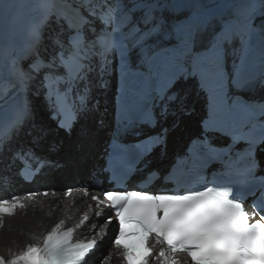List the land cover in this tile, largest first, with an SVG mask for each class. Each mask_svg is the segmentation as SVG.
Masks as SVG:
<instances>
[{
  "label": "snow or ice",
  "instance_id": "1",
  "mask_svg": "<svg viewBox=\"0 0 264 264\" xmlns=\"http://www.w3.org/2000/svg\"><path fill=\"white\" fill-rule=\"evenodd\" d=\"M185 3L199 7V0H78L77 4H67L45 15L33 32L32 50L8 63L9 79L3 78L4 69L0 67V85L4 91L14 88L22 97L18 115L9 123L8 131L0 135V155L11 153L8 167L19 164L18 174H21L34 160L44 159L38 157L31 146L13 144L24 125L36 120L29 93L44 106L47 119L55 124V129L71 135L82 115L99 108L98 101L91 107L88 104L92 90L90 77L95 74L98 86L106 89L109 87L106 77L113 64L121 70V93L127 90L126 75L140 78L137 94L151 101L144 122L151 128L160 126L155 136L131 147L147 146L150 151L162 143L161 137L166 140L170 117L175 118L178 112L190 115L184 103L186 93L181 94L183 84L189 79L196 80L199 90L205 92L210 101L216 99L215 114L223 118L227 100L217 98V93L221 77L227 75L222 52L224 44L232 42L230 36L225 38L228 24L221 20V30L205 47H198L202 41H198L197 34L204 32L209 20L201 21L192 7H177ZM166 12L169 15L166 16ZM182 12L188 15L177 19ZM52 24L57 28L47 37L51 42L49 47L45 43V29ZM201 24L203 26L199 27ZM133 55L135 71L131 68ZM238 77L239 72H235L233 83L237 87ZM69 109L71 120L65 115ZM97 124L105 126L102 119ZM171 126L175 127L176 123ZM34 130L39 135H32L33 146L48 134L42 124L33 122L29 134ZM215 130L208 126L207 120L202 121L204 135L197 148L201 159L215 151L208 139V134ZM88 131L86 124L81 125V135L87 136ZM121 132L118 123L112 132L113 138ZM51 150H55L54 145ZM229 152L230 146H225L220 156L208 159L206 167L213 163L223 165V156ZM252 195H256L255 190ZM35 196L33 193L27 198ZM258 199L259 215L250 216L243 202H229L225 194L217 193L212 198L213 206L196 219L166 218L160 222L161 226L153 225L151 231L158 235H163L167 228V242L172 245L169 250L161 251V264H181L179 254L189 245L193 246L189 255L196 264H264V192ZM24 207L19 197L0 200V225L5 214ZM124 225L118 246L124 249L122 255L126 264H148L152 248L147 234L133 221L125 220ZM134 237L139 238L138 243L127 242ZM181 237L186 238L181 243L174 242ZM52 239L50 236L49 240ZM94 247L95 242L89 247L77 245L72 255L83 264ZM42 259L41 247L31 243L15 254H0V264H40Z\"/></svg>",
  "mask_w": 264,
  "mask_h": 264
},
{
  "label": "bare ground",
  "instance_id": "2",
  "mask_svg": "<svg viewBox=\"0 0 264 264\" xmlns=\"http://www.w3.org/2000/svg\"><path fill=\"white\" fill-rule=\"evenodd\" d=\"M78 202H75L73 207L69 208L68 200L62 192H55L54 196L40 200L39 207L30 212L29 216L22 217L20 221L13 225L11 232L6 233L8 234L10 245L18 244L24 237H28L32 232L39 230L44 224L49 222V220L58 216L64 209L70 210V215H74Z\"/></svg>",
  "mask_w": 264,
  "mask_h": 264
}]
</instances>
